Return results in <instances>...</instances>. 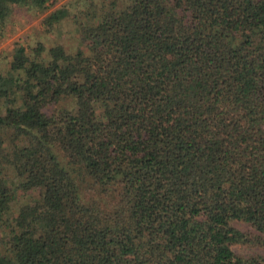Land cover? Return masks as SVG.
<instances>
[{"label": "trees", "instance_id": "trees-1", "mask_svg": "<svg viewBox=\"0 0 264 264\" xmlns=\"http://www.w3.org/2000/svg\"><path fill=\"white\" fill-rule=\"evenodd\" d=\"M75 3L0 51V264H264V0Z\"/></svg>", "mask_w": 264, "mask_h": 264}, {"label": "rangeland", "instance_id": "rangeland-1", "mask_svg": "<svg viewBox=\"0 0 264 264\" xmlns=\"http://www.w3.org/2000/svg\"><path fill=\"white\" fill-rule=\"evenodd\" d=\"M75 1L78 0H55L49 9L42 13L26 7L16 9L14 27L7 31L4 38L0 39V51L6 47L11 49L16 39H22L28 34L38 36L39 39L42 38L48 43H62L67 49L78 48L79 43L86 40L87 33L84 27L79 28L74 19L71 17L62 19L56 29L51 31H44L41 21L46 13L60 6H65L72 11L76 4ZM234 225L241 229L247 227L245 223L238 221H235ZM234 250L246 252L248 248L234 245ZM252 250L264 253V249L260 247H255Z\"/></svg>", "mask_w": 264, "mask_h": 264}]
</instances>
